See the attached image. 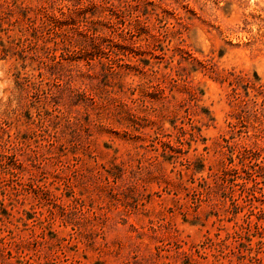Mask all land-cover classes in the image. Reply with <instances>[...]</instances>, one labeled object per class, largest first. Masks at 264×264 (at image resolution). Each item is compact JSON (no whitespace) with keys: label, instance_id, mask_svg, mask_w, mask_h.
Segmentation results:
<instances>
[{"label":"rangeland","instance_id":"1","mask_svg":"<svg viewBox=\"0 0 264 264\" xmlns=\"http://www.w3.org/2000/svg\"><path fill=\"white\" fill-rule=\"evenodd\" d=\"M0 264H264V0H0Z\"/></svg>","mask_w":264,"mask_h":264}]
</instances>
